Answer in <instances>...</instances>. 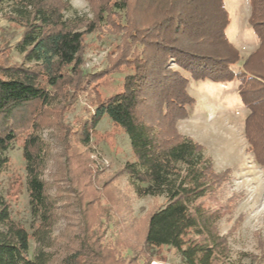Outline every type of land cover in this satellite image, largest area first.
I'll return each mask as SVG.
<instances>
[{"label": "trees", "instance_id": "trees-1", "mask_svg": "<svg viewBox=\"0 0 264 264\" xmlns=\"http://www.w3.org/2000/svg\"><path fill=\"white\" fill-rule=\"evenodd\" d=\"M88 1L92 18L65 17L69 0H0V12L7 8L4 19L21 29L14 47L22 55L20 62L10 63L0 50V171L8 163L6 152L24 134L25 184L29 210L36 218L29 234L11 218L0 194V264L54 260L58 238L51 234L59 198L47 191L42 174L47 144L37 134L42 116L50 115L64 158L62 180L53 181L66 184L68 205L76 215L62 236L59 264H150L149 249L161 246L173 248L183 264H240L230 259L226 236L217 230L219 213L202 201L230 172H216L204 147L176 132L175 121L187 115L186 105L194 100L186 91L188 78L169 70L168 64L173 59L191 79L238 82L237 94L247 109L244 135L254 161L264 167V0H249L248 25L258 45L243 59L225 33L229 15L224 0ZM102 23L123 43L105 73L121 62L131 73L114 94L89 96L92 112L69 124L65 114L98 78L81 68L84 37ZM130 43L140 44L141 50L126 60ZM104 116L129 139L133 160L125 161L119 172L128 176L135 195L164 197L163 204L140 218L132 216L127 196L116 187L117 175L95 177L91 158L78 148L88 144ZM112 213L117 216L115 236L106 241ZM31 239L36 244L32 257ZM246 255L256 264L263 260Z\"/></svg>", "mask_w": 264, "mask_h": 264}, {"label": "rangeland", "instance_id": "rangeland-1", "mask_svg": "<svg viewBox=\"0 0 264 264\" xmlns=\"http://www.w3.org/2000/svg\"><path fill=\"white\" fill-rule=\"evenodd\" d=\"M69 2L71 6L64 12L65 17L85 14L88 18H92L93 9L88 0H69ZM224 4L229 15L225 33L243 59L258 45V39L248 25L249 0H224ZM133 9L137 10V8ZM140 11L141 9L134 13L138 14ZM2 12H0V50L5 51L8 62H20L22 55L17 52L14 44L19 38L21 29L6 21ZM84 43V63L81 69L83 73L98 78L87 85L86 90L78 95L73 110L65 114V121L73 125L77 119L92 112L94 106L89 96L97 93L99 98H105L114 94L121 89L124 76L131 73L122 62L110 73H105L111 70V65L117 61L123 47L120 35H116L110 26L105 23L100 24L97 31L85 35ZM140 50V44L130 43L123 58L130 59ZM239 64L240 62L234 66L235 70L238 69ZM168 66L169 70L178 71L181 76L188 78L186 91L194 100L192 105H186L187 115L175 121L176 132L190 136L201 144L205 152L210 155L216 172L227 169L230 172L226 181L221 182L213 192L202 198L203 204L219 213L217 230L221 235L226 236L230 259L233 262L256 264V261L246 255L253 254L263 259L258 264H264V167L254 161L253 153L244 135L243 120L247 109L241 104L237 94L238 82L191 79L189 73L174 63L173 59ZM93 86L95 91H91ZM142 112L144 113L141 114L146 113L145 110ZM144 116L149 117V115ZM51 117L52 115L46 119L42 116L43 122L38 127L37 134L47 144L42 170L43 178L48 184L47 191L51 196L59 198L57 220L51 234L54 238H58V243L52 248L54 260L51 264H59L58 254L63 249L64 243L62 236L66 234L67 225L74 222L76 215L73 208L68 205L71 196L66 184L63 181L59 183L53 181L56 177L62 180L59 172L64 158L62 143L57 129L51 124ZM23 140L24 134L20 135L6 152L8 163L0 171V194L9 204L11 218L20 223L30 234L36 225V218L30 213L28 205L25 161L22 157ZM78 148L91 158L95 177H102V173L117 175L116 187L127 196L134 218H140L148 210L163 204V196H136L128 176L119 172L125 161L133 160V155L127 135L106 116L95 125L88 144L84 147L80 145ZM116 218L117 216L112 213L109 222L106 223V241L115 236L113 225ZM35 245L31 239L28 252L30 257L35 253ZM149 251L153 256L150 264H183L174 249L169 246L154 247ZM128 253L126 252L127 255Z\"/></svg>", "mask_w": 264, "mask_h": 264}]
</instances>
